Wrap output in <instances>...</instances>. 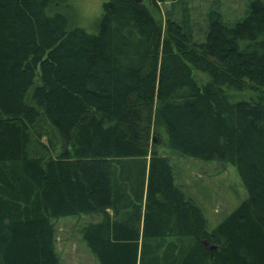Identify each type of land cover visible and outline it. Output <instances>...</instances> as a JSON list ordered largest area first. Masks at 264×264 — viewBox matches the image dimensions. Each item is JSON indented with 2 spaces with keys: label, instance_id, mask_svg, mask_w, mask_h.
Returning a JSON list of instances; mask_svg holds the SVG:
<instances>
[{
  "label": "trees",
  "instance_id": "16d2710c",
  "mask_svg": "<svg viewBox=\"0 0 264 264\" xmlns=\"http://www.w3.org/2000/svg\"><path fill=\"white\" fill-rule=\"evenodd\" d=\"M146 1L104 0L88 33L64 0H0V264H59L53 220L87 213L97 264H264V0L209 11L201 41ZM158 129L235 167L246 196L213 228Z\"/></svg>",
  "mask_w": 264,
  "mask_h": 264
},
{
  "label": "rangeland",
  "instance_id": "374dc122",
  "mask_svg": "<svg viewBox=\"0 0 264 264\" xmlns=\"http://www.w3.org/2000/svg\"><path fill=\"white\" fill-rule=\"evenodd\" d=\"M250 1L164 0L158 4V14L163 21L169 17L185 28L192 41H201L206 32V15L209 11H216L223 24L232 25L245 16ZM103 2L104 0H64L59 11L66 16L69 27L77 26L88 33H94ZM196 78L202 79L201 76ZM31 89L32 87L28 93ZM157 131L160 143L155 144L152 130L148 136L149 147L157 155L166 158L176 186L200 208L207 229L213 228L246 196L235 167L217 159L199 160L178 155L166 147L162 130ZM145 138L147 139V135ZM41 141L44 142L45 139L42 138ZM93 217V213H87L53 220L54 240L62 264L93 263L80 236L81 227L93 221Z\"/></svg>",
  "mask_w": 264,
  "mask_h": 264
},
{
  "label": "crops",
  "instance_id": "0c3cea01",
  "mask_svg": "<svg viewBox=\"0 0 264 264\" xmlns=\"http://www.w3.org/2000/svg\"><path fill=\"white\" fill-rule=\"evenodd\" d=\"M94 215V217H93V221H95L98 217H97V215L96 214H93ZM91 222V221H90ZM55 250H56V253H57V255H58V257H59V264H62L61 263V257H60V254L58 253V251H57V248H56V244H55ZM86 251V250H85ZM87 251H88V249H87ZM86 251V252H87ZM88 255H89V258H90V260H92V264H95V262H96V260L92 257V255L89 253V251H88V253H87ZM96 264H97V262H96Z\"/></svg>",
  "mask_w": 264,
  "mask_h": 264
}]
</instances>
